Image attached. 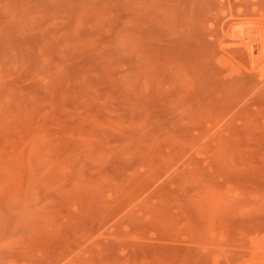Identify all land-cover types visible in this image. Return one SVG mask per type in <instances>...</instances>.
<instances>
[{
  "label": "rangeland",
  "instance_id": "1",
  "mask_svg": "<svg viewBox=\"0 0 264 264\" xmlns=\"http://www.w3.org/2000/svg\"><path fill=\"white\" fill-rule=\"evenodd\" d=\"M0 264H264V0H0Z\"/></svg>",
  "mask_w": 264,
  "mask_h": 264
},
{
  "label": "bare ground",
  "instance_id": "2",
  "mask_svg": "<svg viewBox=\"0 0 264 264\" xmlns=\"http://www.w3.org/2000/svg\"><path fill=\"white\" fill-rule=\"evenodd\" d=\"M245 35V34H244ZM257 38V37H256ZM251 43V42H250ZM248 45V44H247ZM246 47V46H245Z\"/></svg>",
  "mask_w": 264,
  "mask_h": 264
}]
</instances>
